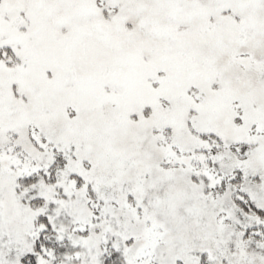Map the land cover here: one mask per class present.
<instances>
[{"label": "snow or ice", "instance_id": "6c2138e0", "mask_svg": "<svg viewBox=\"0 0 264 264\" xmlns=\"http://www.w3.org/2000/svg\"><path fill=\"white\" fill-rule=\"evenodd\" d=\"M0 264H264V0H0Z\"/></svg>", "mask_w": 264, "mask_h": 264}]
</instances>
